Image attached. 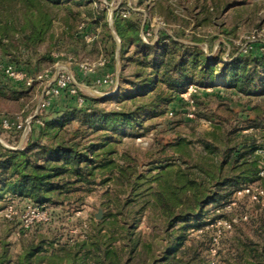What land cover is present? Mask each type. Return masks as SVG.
<instances>
[{"label":"rangeland","instance_id":"374dc122","mask_svg":"<svg viewBox=\"0 0 264 264\" xmlns=\"http://www.w3.org/2000/svg\"><path fill=\"white\" fill-rule=\"evenodd\" d=\"M132 1L143 10L142 22L147 19L152 35L159 34L164 27L185 43L194 42L196 37L209 55L220 54L227 60L239 52L264 53V0H145L141 4L139 0ZM100 8L108 11L105 20L99 19ZM0 14L4 19H12L17 27L11 32L15 37L5 40L7 51L0 45V120L8 118L15 122L32 117L31 130L25 139L21 129H7L0 123V144L4 146L26 147L36 136L38 118L53 117L77 105L75 98L63 91L52 97L47 107H39L45 87L57 73L58 63L73 72L81 95L100 98L96 105L108 110L132 103L123 95H134L136 90L123 81L137 80L135 75L139 73H143L141 79L157 78L151 68L122 58L114 18L103 0L59 3L4 0ZM24 25L26 31L21 30ZM26 33L31 35L29 40L24 38ZM14 56L18 59L16 68L32 78L31 84L12 79L26 83L24 88L15 89L8 84L5 69L14 62L11 60ZM81 64L94 65V69L90 71ZM107 75L114 78V83L98 82ZM157 90L174 93L176 97L162 107L161 114L145 117L140 126L127 128L121 134L86 132L85 143L91 139L105 142L98 152L117 164L113 171L103 172L106 182L101 183L100 177L92 186L74 185L72 189L81 188L62 193L58 202L46 204L50 219L36 222L30 228L24 227L21 218L9 221L0 216V251L8 250L7 264H19L20 257L30 247H38L34 262L68 264L75 254L93 252L98 243L105 249L110 239H114L111 247L118 250L125 262L126 241L121 236L125 225L153 243L161 254L170 243L171 230L165 231V223L157 219L151 206L140 210L133 206L125 209L130 211L128 214L119 213V203L126 201L128 188L115 180L118 167L130 158L132 167L144 175H156L163 165L172 164L200 178L204 173L193 166L198 159H221L226 146L254 142L259 148L249 157V163L257 159L259 172H247L250 164L233 170L227 166L224 174L243 177L241 183L226 187L232 191L231 198L220 205H206L200 219H196V214L192 217L185 230V245L197 251V264L264 263V95H247L226 87L225 77L220 74L215 86L191 84L185 91L176 93L166 85H158ZM135 100L145 98L138 96ZM192 112L194 116H190ZM249 117H260L263 122L249 127ZM209 144L217 146V153L210 150ZM248 187L251 191L244 192ZM30 204L40 203L8 194L0 200V212L13 206L21 214ZM88 248L91 250L87 251Z\"/></svg>","mask_w":264,"mask_h":264},{"label":"trees","instance_id":"16d2710c","mask_svg":"<svg viewBox=\"0 0 264 264\" xmlns=\"http://www.w3.org/2000/svg\"><path fill=\"white\" fill-rule=\"evenodd\" d=\"M3 1L0 0V4ZM139 1L141 4L145 0ZM100 10L99 19L105 20L108 11L105 8ZM140 15H143L141 11H132L129 17H123L119 10L115 11L114 29L121 41L120 55L138 66L151 68L157 78L141 79L143 73H139L135 75L139 79L123 81L132 84L136 93L123 95L126 96L125 100H131L130 105L112 110L98 107L96 104L100 98L85 95H82L83 105H79L78 96L64 90L75 98L76 106L44 118L43 123L37 124L34 130L36 136L25 148H10L0 144V200L11 194L46 205L58 202L62 193L80 189L81 186L72 189L76 184L92 186L100 177L101 183L106 182L107 179L102 178L103 172L113 171L117 164L98 152L106 145L105 142L97 143L91 139L85 143L86 132L121 134L127 128L140 126L143 118L161 114L162 107L176 97L174 93L163 94L157 90L158 85H166L170 90L181 93L191 84L215 86L220 74L225 77L226 87L247 95H264L263 52H239L227 60L220 54L209 55L199 46V38L194 37V42L185 43L165 29L160 31L158 40L146 42L142 30L148 28V23L144 27ZM99 19L95 18L97 21ZM16 28L12 19H4L0 14V45L5 46V51L8 46L5 40L15 37L11 32ZM26 28L24 25L21 30ZM30 37L27 33L24 36L28 40ZM11 60L14 62L10 65L19 67L15 63L18 61L16 56ZM8 80V84L15 86V89L26 85L10 78ZM138 96L145 100L136 101ZM249 120V127L263 122L260 117H249ZM0 123L2 125V120ZM241 146H226L221 151V159H198L193 166L204 173L205 176L200 178L191 176L190 171L176 169L172 164L163 165L156 175H144L132 167L130 158L127 159L118 167L115 178L116 182L128 188L126 201L119 203V213L126 215L130 211L125 209L133 206H138L139 210L151 206L157 219L165 223V231L171 230L170 243L159 254L153 243L143 240L140 233H135L134 228L125 225L121 233L126 241L124 249L128 258L125 262L118 250L111 247L110 243L114 239H110L105 249L98 243L93 252L88 248L90 252L84 255L75 254L68 264H197V251L193 246L185 245L188 222L195 214L198 216L196 219H200L206 205H220L231 198L232 191L226 187L237 186L243 177L225 175L227 166L233 170L250 164L247 172H259L257 159L249 163V157L259 148L257 143ZM208 147L217 153V146L209 144ZM37 253L38 247H30L20 257L19 264H39L33 261ZM186 256L188 260H185ZM9 260L8 250L4 248L0 251V264H7Z\"/></svg>","mask_w":264,"mask_h":264},{"label":"built area","instance_id":"2783aa9c","mask_svg":"<svg viewBox=\"0 0 264 264\" xmlns=\"http://www.w3.org/2000/svg\"><path fill=\"white\" fill-rule=\"evenodd\" d=\"M107 7L110 8V14L114 15L116 10H119L123 17H129L132 14V11H143L142 9L136 7L133 4L132 0H111L108 2V0H103ZM147 23V19L145 18L143 20V26L145 27ZM164 28V27H163ZM162 28V29H163ZM154 37L155 40L151 39V37ZM142 37L146 42L149 41H156L159 38V34L155 32L154 35H152L149 28L142 30ZM152 37V38H153ZM245 48V47H244ZM249 49H246V52ZM104 62H100V64H103ZM85 69L93 70L94 65H84ZM6 75L11 79L16 80H26L28 84H31L32 78L29 77L27 73H24L23 71L18 70L14 65H9L5 69ZM99 83H114V78L110 75H107L106 77L99 79ZM195 85H192L191 87L194 88ZM79 87L80 84L77 82L76 78L74 77L73 72L65 65V64H57V73L54 77V79L51 81V83L45 87L43 96L40 100L39 107L45 108L49 105V101L52 97L60 95L64 90H68L71 94H75L78 96V103L79 105H83L84 103V97L79 93ZM197 87H195L196 89ZM190 116H194V113H190ZM32 118V117H31ZM26 119L23 120H17L15 122H12L11 119L4 118L2 121V125L7 128L11 129L12 127H17L21 129L23 132L22 136L23 139H25L28 136L29 131L31 130V123L32 120ZM37 122L42 124L43 119L38 118ZM10 148H19V146H9ZM25 148V147H20ZM264 172V169L262 170ZM244 192H250L251 189L244 188ZM0 216L4 217L5 219L11 221L16 218H21L23 225L25 228H30L33 224L36 222H39L41 220L48 221L50 219V211L47 208L46 205L41 204H30L27 206V208L23 211V213L20 214L19 210L13 209V206H10V208L4 209L2 212H0ZM229 227H231V224L226 223Z\"/></svg>","mask_w":264,"mask_h":264},{"label":"water","instance_id":"95a60500","mask_svg":"<svg viewBox=\"0 0 264 264\" xmlns=\"http://www.w3.org/2000/svg\"><path fill=\"white\" fill-rule=\"evenodd\" d=\"M111 17L113 18V14L111 15ZM112 25H113V22H112ZM98 217L101 218L102 214H99Z\"/></svg>","mask_w":264,"mask_h":264}]
</instances>
